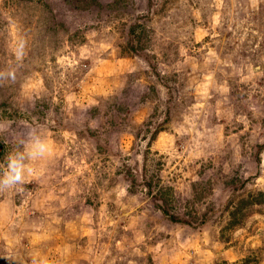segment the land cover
<instances>
[{"label":"rangeland","instance_id":"1","mask_svg":"<svg viewBox=\"0 0 264 264\" xmlns=\"http://www.w3.org/2000/svg\"><path fill=\"white\" fill-rule=\"evenodd\" d=\"M0 153V264H264V0H0Z\"/></svg>","mask_w":264,"mask_h":264},{"label":"clouds","instance_id":"2","mask_svg":"<svg viewBox=\"0 0 264 264\" xmlns=\"http://www.w3.org/2000/svg\"><path fill=\"white\" fill-rule=\"evenodd\" d=\"M40 151L43 152L46 150V146L40 145ZM9 168V175L12 180H19L22 181L24 178V166L20 163V161L12 158L9 160L8 164Z\"/></svg>","mask_w":264,"mask_h":264},{"label":"trees","instance_id":"3","mask_svg":"<svg viewBox=\"0 0 264 264\" xmlns=\"http://www.w3.org/2000/svg\"><path fill=\"white\" fill-rule=\"evenodd\" d=\"M0 156H1V153H0ZM158 193H159L160 195L157 196L156 199L163 200V202H164L166 205H168L169 200H167L166 198H163V199H162V196L164 197V196L166 195L165 190H159ZM261 196L264 197V194H261ZM263 203H264V202H263ZM252 204H254V203H252ZM239 209H241V208H239ZM162 210H163V213H164V214L169 215V212L167 211V209L163 208ZM235 212H237V210H236ZM169 218H170L173 222H177V223H185V224H187V225L190 224L187 220H182V219H180V218H178V217H176V216H171V215H170Z\"/></svg>","mask_w":264,"mask_h":264}]
</instances>
